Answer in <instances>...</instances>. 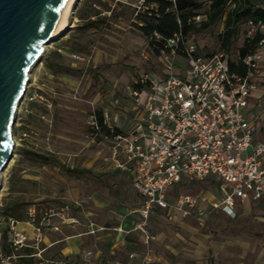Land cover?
Instances as JSON below:
<instances>
[{
    "label": "rangeland",
    "instance_id": "374dc122",
    "mask_svg": "<svg viewBox=\"0 0 264 264\" xmlns=\"http://www.w3.org/2000/svg\"><path fill=\"white\" fill-rule=\"evenodd\" d=\"M200 2V14H204L208 2ZM137 5L132 0H76L63 34L47 45L31 67L13 125V158L1 172L0 251L9 219H25L30 207L41 218L67 205L68 215L82 223L105 217L108 222H122L138 208V197L125 174L109 163L110 144L92 126V116L99 112L109 115L113 129L131 130L136 116L132 89L150 73L162 71L158 55L138 29ZM224 31L223 19L189 34L187 40L203 54H223L237 61L240 48L254 31L241 23L228 50L222 46ZM176 65L179 73L188 60L178 56ZM255 78L259 83L252 94L253 110L246 113L257 125L256 140L264 142V51ZM210 180L207 185H175L171 191L197 194L208 188ZM93 195L109 204L96 206ZM252 204L250 200L241 203L236 220L213 211L202 224L153 215L145 232L137 228L141 217L132 215L138 224L125 236V251L104 255L88 248L85 241L69 255V264H264V210ZM45 231L36 246L34 229L25 230L27 246L18 253L29 257L12 264H35L36 258L30 255L43 250ZM75 233L73 227H63V234ZM59 253L51 256L60 258Z\"/></svg>",
    "mask_w": 264,
    "mask_h": 264
},
{
    "label": "built area",
    "instance_id": "2783aa9c",
    "mask_svg": "<svg viewBox=\"0 0 264 264\" xmlns=\"http://www.w3.org/2000/svg\"><path fill=\"white\" fill-rule=\"evenodd\" d=\"M137 4V12L157 9L156 4L144 5V0ZM203 19L197 15L193 22ZM263 51L264 38L254 55L242 59L250 76H241L231 71L227 56L201 53L182 33L158 47L161 73H150L137 83L140 88L131 91L135 126L106 137L112 142V166L130 173L134 190L143 198L138 229L145 232L156 212L171 222L181 217L202 220L208 206L235 219L239 203L264 204V142L256 140L257 125L246 113L253 108L257 85L251 76L260 72ZM178 56L185 57L188 66L176 73ZM104 122L113 130L108 114ZM92 126L97 133L95 115ZM207 180L208 188L197 194L171 191L175 185ZM68 210L65 205L38 218L35 208L28 209L27 224L35 231L36 246L42 242L43 230L60 231L55 218L71 220ZM7 232L14 253L0 251V264H12L27 246L18 220H9ZM43 252L30 255L35 264H63L45 259Z\"/></svg>",
    "mask_w": 264,
    "mask_h": 264
},
{
    "label": "water",
    "instance_id": "95a60500",
    "mask_svg": "<svg viewBox=\"0 0 264 264\" xmlns=\"http://www.w3.org/2000/svg\"><path fill=\"white\" fill-rule=\"evenodd\" d=\"M68 0H0V189L1 172L13 158V125L31 66L53 42Z\"/></svg>",
    "mask_w": 264,
    "mask_h": 264
},
{
    "label": "trees",
    "instance_id": "16d2710c",
    "mask_svg": "<svg viewBox=\"0 0 264 264\" xmlns=\"http://www.w3.org/2000/svg\"><path fill=\"white\" fill-rule=\"evenodd\" d=\"M132 1L138 2L139 0ZM207 2V10L204 14H200L202 9L200 0H144V5L156 4L157 9L137 12L136 19L140 23L138 29L149 40L152 51L158 55V47L163 46L176 34L182 33L187 39L189 34L207 30L223 19L225 31L221 35L222 46L228 50L240 24L248 23L253 28L254 35L245 40L239 50L238 60L232 61L228 58V64L232 72L241 76H250L248 67L242 64L241 61L247 56L254 55L260 48V42L264 38V0H207ZM197 15L204 16L200 23L193 22V18ZM255 76L257 75L251 76V79L257 85L259 82ZM138 88H140L138 85L134 87V89ZM95 116L99 126L97 133L101 136L112 137L121 133L119 129L111 130L108 128L102 113L98 112ZM14 215L12 214V216ZM7 239L8 236L4 231L1 251L11 255L13 250L4 246Z\"/></svg>",
    "mask_w": 264,
    "mask_h": 264
},
{
    "label": "crops",
    "instance_id": "0c3cea01",
    "mask_svg": "<svg viewBox=\"0 0 264 264\" xmlns=\"http://www.w3.org/2000/svg\"><path fill=\"white\" fill-rule=\"evenodd\" d=\"M134 121L136 123V117H135ZM135 123H134L133 127L135 126ZM128 131H121V133H126ZM105 140L107 141V143L110 144L109 145V151H110V155H111V146H112V142L110 141L111 138L108 139L105 137ZM109 163L112 166V160H110ZM121 172L123 174H125L128 182L131 186V190L138 197V200H139L138 208L133 209L131 212H129L128 214H126L124 216V219L122 222H117V223L108 222L106 217L102 220H94V221H88V222L84 221L83 223L80 222L79 219L77 217H74V216L70 217L71 220H69L67 222H62L60 220L54 219L53 220L54 224L60 226L61 229L59 232H53V231L51 232V230L45 229L47 231H45L46 233H44V238H43L44 243H45L44 248H43V251H44L43 254L47 259L52 260V261L57 262V263L69 264V255L75 251H78L81 248V244L84 243L85 241H88V243H89L88 248H92V250H94V251L101 250V252H104V255H110V253L118 252V251H120V252L125 251V248H124L125 236L127 234L132 233L135 230L136 225L138 224V221H136V219L133 217L136 216V218H138V220L140 219V208L143 204V198L134 190V188L132 186V182H131L130 173L126 172V171H121ZM92 199H93V202L96 206H100V207L104 206L105 207V206H107V204H109V200L104 199V198L97 196V195H93ZM240 204L241 203L238 204L237 209H239ZM251 207L259 209V210H264V204H258V203L254 204L253 203ZM237 209H236V211H237ZM204 210H205V215H204L202 220H198L195 217H181V218H179L178 221L191 219V220H195V221L202 224L206 220L209 213L215 211V210H211L210 207H208V206L204 207ZM238 211H237V218L232 219V220H236L239 218L240 214ZM217 212H220V211H217ZM132 215H135V216L132 217ZM155 215H162L164 217L162 212H156L154 214V216ZM11 219L18 220L20 222V228L24 231L26 230L29 232L33 229V227L31 225L27 224L26 218L25 219L10 218L9 220H11ZM64 226L73 227V229L77 230V233H75V235L63 234V227ZM7 227H8V224H7ZM7 227H5L4 231L8 235ZM57 233H61V234H57ZM8 241H9V239H7V241H6L7 246H5V247L13 250L11 243ZM55 251L57 253L60 252L59 253L60 258H57V257L54 258L51 256V254L54 253ZM13 253H14V251L12 252V254ZM98 254L99 253H97V255ZM6 255H8V254H6ZM130 255L132 258L134 257L133 253H131ZM28 257L29 256L27 254H20V259H26ZM129 263L133 264V261H130ZM117 264H121V263L118 262Z\"/></svg>",
    "mask_w": 264,
    "mask_h": 264
},
{
    "label": "bare ground",
    "instance_id": "6f19581e",
    "mask_svg": "<svg viewBox=\"0 0 264 264\" xmlns=\"http://www.w3.org/2000/svg\"><path fill=\"white\" fill-rule=\"evenodd\" d=\"M75 1L76 0H68L67 1L64 9L62 10L58 26L54 32L53 37H52L53 40H56L57 38H59L63 34V32L65 31L66 27L68 26L69 20L71 19L73 11H74ZM46 47H47V45L44 46V49H46ZM29 75H30V71H29Z\"/></svg>",
    "mask_w": 264,
    "mask_h": 264
}]
</instances>
